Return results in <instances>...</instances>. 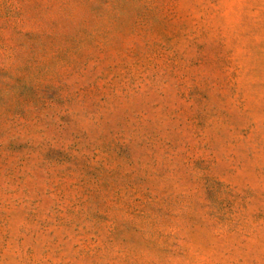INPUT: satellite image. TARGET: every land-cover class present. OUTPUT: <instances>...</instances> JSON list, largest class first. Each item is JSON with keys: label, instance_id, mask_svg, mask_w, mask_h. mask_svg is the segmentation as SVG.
<instances>
[{"label": "rangeland", "instance_id": "1", "mask_svg": "<svg viewBox=\"0 0 264 264\" xmlns=\"http://www.w3.org/2000/svg\"><path fill=\"white\" fill-rule=\"evenodd\" d=\"M0 264H264V0H0Z\"/></svg>", "mask_w": 264, "mask_h": 264}]
</instances>
